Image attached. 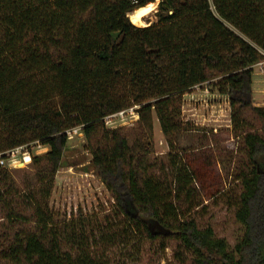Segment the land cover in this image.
<instances>
[{
    "label": "trees",
    "instance_id": "1",
    "mask_svg": "<svg viewBox=\"0 0 264 264\" xmlns=\"http://www.w3.org/2000/svg\"><path fill=\"white\" fill-rule=\"evenodd\" d=\"M155 1L0 0V153L35 141L48 147L31 157L33 184H17L0 165V264H103L85 247L65 250L85 238L47 204L73 127L114 200L122 227L109 238L131 233L162 249L172 241L189 264H264V106L246 99L256 48L264 51V0H158L157 23L130 21ZM213 79L228 96L248 161L235 177L243 230L232 249L190 215L200 176L174 152L185 130L182 96ZM134 104L137 128H105L107 114ZM153 114L174 153L170 182L151 158ZM246 115L260 120L259 131Z\"/></svg>",
    "mask_w": 264,
    "mask_h": 264
},
{
    "label": "rangeland",
    "instance_id": "2",
    "mask_svg": "<svg viewBox=\"0 0 264 264\" xmlns=\"http://www.w3.org/2000/svg\"><path fill=\"white\" fill-rule=\"evenodd\" d=\"M143 8V11H140L141 8L132 11L128 15L130 21L137 26L157 23L158 0ZM152 8V14L143 19V13ZM216 81L213 79L209 85H199L197 89L193 88L182 96L180 116L185 123V130L176 136L174 152L177 153L176 161L197 169L200 176L196 194L199 205L190 215L195 218L198 227L210 226L214 235L223 238L232 249L241 238L243 230L234 215V205L241 190L235 177L246 168L248 161L241 136L233 128L230 119L228 96L221 94L214 86ZM205 87L207 92L204 91ZM246 99L253 106H264V73L257 72L255 68L251 94ZM245 118L252 130H260V120L250 115ZM138 121L139 118L133 123L115 128L132 130L138 127ZM152 126L151 158L164 163L165 169L159 175L170 182L175 175L174 167L169 164L174 153L162 135L154 114ZM105 128L110 129L106 125ZM28 149L33 157L45 154L48 147L38 149L30 143ZM90 161L85 138L79 132L72 134L67 140L47 198L48 207L57 222L74 224L85 238L82 244L68 243L65 250L74 254L80 246L85 247L90 252L99 253L103 264H189L188 260H182L185 256L175 252L172 241L162 249L158 241L145 242L131 233H120L117 237L109 238L108 233L121 230L122 226L118 222L120 220L114 218V200L95 175ZM32 162L31 158L28 163H19L16 168H9L17 184L34 183L35 168ZM109 223L112 224L110 227ZM101 233L106 234L103 240L99 239Z\"/></svg>",
    "mask_w": 264,
    "mask_h": 264
},
{
    "label": "built area",
    "instance_id": "3",
    "mask_svg": "<svg viewBox=\"0 0 264 264\" xmlns=\"http://www.w3.org/2000/svg\"><path fill=\"white\" fill-rule=\"evenodd\" d=\"M257 52L260 55V59L252 65V69L255 68L257 72L264 73V51L260 48H256ZM203 84H208L203 83ZM201 84V85H203ZM200 85V86H201ZM199 85L194 86V89H197ZM204 91L207 92V88H204ZM138 105H131L129 107L123 108L113 113L107 114L103 118L104 124L110 129L115 128L118 125H126L128 123H133L139 118ZM79 132L81 133V127H73L68 129L65 133L67 137H72V134ZM38 149L43 148L45 145H42L38 141L33 142ZM30 144L20 145L10 150H7L5 153H0V165L3 167L16 168L19 163H28L31 160V152L28 147ZM20 156V157H19Z\"/></svg>",
    "mask_w": 264,
    "mask_h": 264
},
{
    "label": "bare ground",
    "instance_id": "4",
    "mask_svg": "<svg viewBox=\"0 0 264 264\" xmlns=\"http://www.w3.org/2000/svg\"><path fill=\"white\" fill-rule=\"evenodd\" d=\"M154 9L152 8V10L150 11H145L144 13H143V19H145V18H147V16H149L150 14H152V11H153Z\"/></svg>",
    "mask_w": 264,
    "mask_h": 264
}]
</instances>
